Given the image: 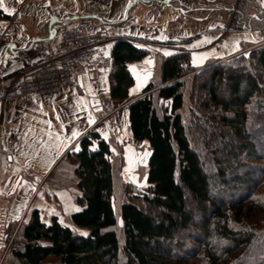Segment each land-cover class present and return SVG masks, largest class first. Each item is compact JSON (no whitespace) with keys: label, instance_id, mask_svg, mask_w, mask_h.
I'll return each instance as SVG.
<instances>
[{"label":"trees","instance_id":"trees-1","mask_svg":"<svg viewBox=\"0 0 264 264\" xmlns=\"http://www.w3.org/2000/svg\"><path fill=\"white\" fill-rule=\"evenodd\" d=\"M260 3L241 0L233 29L264 35ZM111 54L110 96L124 103L134 84L128 61L147 50L117 39ZM157 63L126 105L131 135L149 144L148 187L123 182L121 146L91 128L74 152L71 224L32 209L3 263L264 264V40L199 71L187 50Z\"/></svg>","mask_w":264,"mask_h":264},{"label":"crops","instance_id":"crops-1","mask_svg":"<svg viewBox=\"0 0 264 264\" xmlns=\"http://www.w3.org/2000/svg\"><path fill=\"white\" fill-rule=\"evenodd\" d=\"M217 1L221 0H0L9 9L5 12L0 8L9 15L0 18V83L3 95H12L11 98H0L1 263L28 213L38 208L44 215L52 197L49 193L42 196V182L53 174L58 175L57 181L77 180L78 159L74 152L78 150V140L101 121L90 99L99 94L110 96L109 78H97L85 66L79 65L76 88H65L53 97H19L16 94L18 74L11 71L15 52L31 45L55 46L63 28L74 24L90 29H112L118 39L129 40L147 50V55L141 59L128 61L134 77L131 99L114 108L123 113L122 120L129 125L126 105L137 99L152 81L158 70L157 55L164 54L163 50H168L169 55L187 50L192 53V60L193 53L199 60L201 53L214 52L202 63L194 64L201 68L210 60L222 61L243 52L246 50L242 48L243 42H263L258 37L240 40V33L250 31L259 35V30L220 32V28L213 25L219 19L220 11L213 6ZM161 36L167 39L157 38ZM205 37L210 39L203 42ZM237 40H240L238 47ZM197 41L201 43L197 44ZM226 42L227 47L224 46ZM146 58H151L153 63L145 64ZM148 72L151 75H147ZM137 87L138 90H133ZM73 130L79 134L59 154L53 148L41 147L42 143L55 142L57 134L65 141ZM65 195L63 192L55 194L60 200ZM37 198L40 201L33 208ZM63 203L67 206L65 200ZM56 210V207L49 210L48 218L59 215Z\"/></svg>","mask_w":264,"mask_h":264},{"label":"built area","instance_id":"built-area-1","mask_svg":"<svg viewBox=\"0 0 264 264\" xmlns=\"http://www.w3.org/2000/svg\"><path fill=\"white\" fill-rule=\"evenodd\" d=\"M117 34L109 28L90 29L74 24L63 28L55 46L31 45L14 54L13 69L16 71V94L19 97H53L65 88H76V69L85 66L97 78L109 77L113 65L111 46ZM2 93L0 98H11ZM100 105L106 107L112 100L109 95H97Z\"/></svg>","mask_w":264,"mask_h":264},{"label":"rangeland","instance_id":"rangeland-1","mask_svg":"<svg viewBox=\"0 0 264 264\" xmlns=\"http://www.w3.org/2000/svg\"><path fill=\"white\" fill-rule=\"evenodd\" d=\"M240 2L241 0H221L213 4L214 8H217L220 11L218 14L219 17L218 22L213 23L214 26L220 28V32L221 30L225 32H229V30H239V29H233V24L235 23L236 13L239 11ZM260 6L264 14V4L260 3ZM251 12L253 13L254 16H257L256 7H253L251 9ZM240 30H246V29H240ZM240 34H241L240 40L250 39V38L254 39L257 37L264 40V35L262 34V32L259 35L253 34V32L250 31H245L243 34L242 33ZM249 43L250 42H243L241 44L243 49L247 47L246 50L243 51L245 54H247L250 51L251 45L255 44V43H251V44ZM158 56L159 54L157 55V60H158ZM213 61L215 60H210L209 62L206 63L204 67L201 68L197 67L196 71L208 67L209 64ZM109 82H110V78H109ZM99 93H102V91H100ZM119 104H121V102L114 101L112 99L111 102L106 107H104L102 110L97 111L98 112L97 114L99 115L98 118L101 119V121L96 126V128H98L103 133L104 136L106 135L107 139L112 141L115 147L117 145H120L122 148L123 155L125 156V164L123 165L120 171V178L123 180V182L132 184L134 187L137 188V190L143 191L148 187L147 165H148V158L150 155L149 144L147 141H137L133 139L129 130V125H127V123L122 120L123 113L116 112V110H114V108H116ZM127 154L129 156V159L127 158ZM57 176H58L57 174H53L46 181L42 182L40 189L42 196H46V194L49 193L51 194L52 197L51 201L47 204L48 207L47 208L45 207L46 211L44 215L48 217L47 212L49 210L53 211L54 207H56L57 208L56 211L59 212V215L62 217L63 221L71 224V222L68 219V216L70 215L71 210L74 211L79 207L75 202V198L80 194V190L76 185L77 183L76 179L67 180V181H57L56 180ZM23 188L24 187L21 183V189ZM60 192L66 194L64 198H62L61 200L59 198H56L55 196V194L60 195ZM19 195H20L19 198H21L22 195L20 193ZM64 200L67 206L63 205ZM39 201H40L39 198H37L34 201V204L32 205L33 208L37 207ZM78 230L85 232L84 229H78ZM2 249H3V245L0 246V252L2 251ZM1 264H5V263H3L2 261ZM6 264L9 263L7 262Z\"/></svg>","mask_w":264,"mask_h":264},{"label":"snow or ice","instance_id":"snow-or-ice-1","mask_svg":"<svg viewBox=\"0 0 264 264\" xmlns=\"http://www.w3.org/2000/svg\"><path fill=\"white\" fill-rule=\"evenodd\" d=\"M261 3L264 4V0H261ZM0 8H3V10H4L5 12H8V11H9V9H8L7 7H5L2 3H0ZM140 34L143 35V33H140ZM157 38H158V39H167V37H164V36L157 37ZM209 39H210V38L205 37L203 42H207ZM196 43L199 44V43H201V41H197ZM235 43H236V46L238 47V45H239V41L237 40ZM224 46H225V47L228 46L227 42L225 43ZM233 50H235V47L233 48ZM163 53H164V55H166V56L170 54V52H169L168 50H166V49L163 50ZM212 54H215V53H214V52H213V53H201V54H200V59L197 60V59H196V55H197V54H196V53H193V60H192V63H193V64L202 63L204 58H206L207 56L212 55ZM152 63H153V60H152L151 58H146V60H145V64H147V65H151ZM130 67H134V66H130ZM147 75H151V73L148 72ZM133 90H138V87H137V89H133ZM131 91H132V90H130V94H131ZM89 122H90V123L92 122V121H91V118H90V121H89ZM78 134H79V133H78L76 130H73V131H72V134H71V137L66 138L65 141H61V140H60V136H59V134H57V136H56V138H55V142L47 143V144L42 143L41 147H44V148H53V149H55L56 154H59V152H60L63 148L67 147V143H69V142L71 141V139L75 138V136H77ZM104 138L107 139V136L105 135ZM113 151H114V149H113ZM37 154H39V149H37ZM121 223H122V222H121ZM86 234H87V233H85V235H86Z\"/></svg>","mask_w":264,"mask_h":264},{"label":"water","instance_id":"water-1","mask_svg":"<svg viewBox=\"0 0 264 264\" xmlns=\"http://www.w3.org/2000/svg\"><path fill=\"white\" fill-rule=\"evenodd\" d=\"M90 102H91L92 106H94L95 110L98 111V110L103 109L102 105H100L99 98H97L96 96L91 97Z\"/></svg>","mask_w":264,"mask_h":264}]
</instances>
